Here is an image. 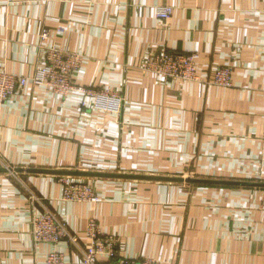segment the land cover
<instances>
[{
    "label": "crops",
    "instance_id": "1",
    "mask_svg": "<svg viewBox=\"0 0 264 264\" xmlns=\"http://www.w3.org/2000/svg\"><path fill=\"white\" fill-rule=\"evenodd\" d=\"M162 6L173 8L166 23ZM49 47L82 55L75 82L123 102L98 111L83 94L32 85L0 101L1 262L46 264L60 252L83 264L95 220L123 258L264 264V188L228 184H264V0H0V69L30 77ZM164 50L195 54L206 82L144 73ZM224 66L233 87L208 84ZM28 170L214 183L73 177L99 202L70 203L58 176ZM46 211L76 244L33 241L31 220Z\"/></svg>",
    "mask_w": 264,
    "mask_h": 264
},
{
    "label": "built area",
    "instance_id": "2",
    "mask_svg": "<svg viewBox=\"0 0 264 264\" xmlns=\"http://www.w3.org/2000/svg\"><path fill=\"white\" fill-rule=\"evenodd\" d=\"M172 14V7H158L157 18L162 22L166 23ZM40 38L42 41L50 39V31L45 28ZM44 52L41 65L30 77L8 74L4 69H0L1 102L13 98L21 90L32 85L48 89L62 98H67L72 93H80L95 99L94 107L96 110L103 109L108 112L119 113L123 102L120 96L108 90L96 91L86 88L75 82L76 74L83 63L82 55L56 47H49ZM141 70L166 80L206 82L198 75L195 54H177L164 50L146 59ZM207 83L218 87L232 88L233 69L228 66L217 68L212 80ZM59 182L63 186L62 200L64 202L91 204L99 202L96 189L91 183L76 180L73 177H61ZM31 229L33 241L38 244L58 245L62 241L77 243V239L70 234L67 225L49 211L42 213L41 216H34L31 220ZM87 238L89 246L83 253V264H158L155 259L134 260L121 257L116 239L103 233L95 220L88 222ZM0 264H3L1 260ZM46 264H66V259L62 253L53 252L47 256Z\"/></svg>",
    "mask_w": 264,
    "mask_h": 264
},
{
    "label": "water",
    "instance_id": "3",
    "mask_svg": "<svg viewBox=\"0 0 264 264\" xmlns=\"http://www.w3.org/2000/svg\"><path fill=\"white\" fill-rule=\"evenodd\" d=\"M8 172L7 169H0V173ZM18 172H23L22 169H19ZM28 173L32 174H45V175H54V176H66V177H76V178H119V179H145V180H156V181H170V182H188V183H214L210 181H199L192 179H168V178H159V177H130L123 175H107L99 173H90V172H80V171H49V170H28ZM228 184H240L245 186H257L263 187L264 184H252V183H228Z\"/></svg>",
    "mask_w": 264,
    "mask_h": 264
},
{
    "label": "rangeland",
    "instance_id": "4",
    "mask_svg": "<svg viewBox=\"0 0 264 264\" xmlns=\"http://www.w3.org/2000/svg\"><path fill=\"white\" fill-rule=\"evenodd\" d=\"M61 177H66V176H58L57 178H58V180L61 178ZM72 179V178H71ZM81 179V178H80Z\"/></svg>",
    "mask_w": 264,
    "mask_h": 264
}]
</instances>
